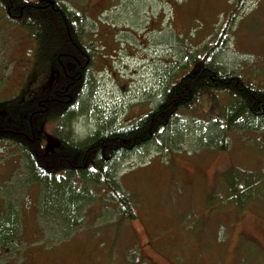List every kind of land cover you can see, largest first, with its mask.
<instances>
[{"label": "rangeland", "instance_id": "rangeland-1", "mask_svg": "<svg viewBox=\"0 0 264 264\" xmlns=\"http://www.w3.org/2000/svg\"><path fill=\"white\" fill-rule=\"evenodd\" d=\"M67 2L86 16L84 35L101 45L94 50L86 91L66 123L75 138L101 126L118 128L150 110L187 45L211 41L231 15L214 60L264 88V0H242L236 11L239 0ZM6 14L0 6V114L2 102L29 101L58 77L47 61H36L29 29ZM217 102L183 112L147 143L110 160L133 205L130 219H120L109 195L77 208L72 221L56 211L41 214L43 186L31 180L29 162L15 143L18 136L0 124V221L8 220V203H13L9 210H17L15 237L0 244V264H264V179L259 200L241 210L218 208L209 200L225 192L223 180L231 168L264 170V122L243 117V123L225 130L204 114L230 99L221 92ZM55 127L48 120L35 126L46 142L38 148L41 162L46 148L59 141ZM215 128L226 149L204 144L217 134ZM86 187L100 194L98 185Z\"/></svg>", "mask_w": 264, "mask_h": 264}, {"label": "trees", "instance_id": "trees-1", "mask_svg": "<svg viewBox=\"0 0 264 264\" xmlns=\"http://www.w3.org/2000/svg\"><path fill=\"white\" fill-rule=\"evenodd\" d=\"M67 1L0 0V6L8 16L18 26L29 29L35 42L36 61H47L58 73L49 87L37 92L29 101L19 102L16 97H11L1 103L5 109L0 114V124H5L7 133L15 132L13 135L18 136L15 143L29 162L30 178L43 186L44 196L39 203L41 214L56 211L66 217L62 216L66 222L72 221L77 208L88 204L89 200L103 202L109 195L117 203L120 219L135 217L129 196L122 194L120 183L109 168L110 160L124 150L147 143L168 129L183 112L200 103L218 104V93H225L230 99L229 104L214 110L208 107L204 114L219 121L225 130L238 125L243 117L247 121L264 122V88L255 85L241 71L227 69L214 60L222 49L226 28L229 29L232 22L231 15L217 35L211 36V41L208 39L202 44L194 41L193 47L184 45L187 52L184 51L176 68L167 73L168 77L165 76L161 99L150 110L128 119V123L118 128L101 126L75 138L66 123L73 117L70 112L78 98L86 91L94 52L101 45L94 38L89 41V36L84 35L82 23L86 16ZM241 2L239 0L234 11L240 8ZM45 120L55 122L53 132L58 134L59 141L54 147L49 145L46 148L44 155L47 157L41 162L38 148L46 142L35 129ZM215 132L217 134L205 136L204 144L218 150L226 149L227 145L216 128ZM228 172L232 175L228 176ZM228 172L223 180L225 192L209 196L210 201L214 199L218 208L234 205L241 210L247 203L259 200L257 190L262 187L264 170L254 172L231 168ZM86 184L98 185L100 194L86 190ZM12 205H7L8 220L0 221V244L15 237L17 210H9Z\"/></svg>", "mask_w": 264, "mask_h": 264}, {"label": "flooded vegetation", "instance_id": "flooded-vegetation-1", "mask_svg": "<svg viewBox=\"0 0 264 264\" xmlns=\"http://www.w3.org/2000/svg\"><path fill=\"white\" fill-rule=\"evenodd\" d=\"M72 82H70V84H71Z\"/></svg>", "mask_w": 264, "mask_h": 264}]
</instances>
